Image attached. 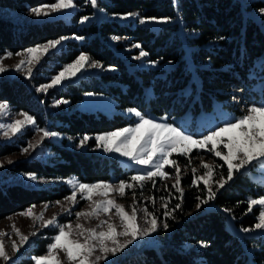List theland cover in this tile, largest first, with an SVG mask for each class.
I'll return each instance as SVG.
<instances>
[{"label": "trees", "instance_id": "1", "mask_svg": "<svg viewBox=\"0 0 264 264\" xmlns=\"http://www.w3.org/2000/svg\"><path fill=\"white\" fill-rule=\"evenodd\" d=\"M54 1L0 0V10L23 12ZM76 4L90 8L77 11L70 21L57 18L20 23L0 14V53L19 52L60 37L84 38L82 42L76 38L67 40L61 50L47 55L27 81L0 80V101L8 102L15 111L34 116L39 125L50 121L48 125L54 130L77 140L86 134L95 135L135 123L134 115L122 112L128 108L174 118L211 110L214 101L223 103L229 96H240L248 103L256 100L254 85L264 74V13L259 11L264 8V0H178L176 6L171 0H98V6L109 14L136 12L140 17L180 19L158 31L115 19L81 24V18L91 14L93 6L88 0H76ZM179 29L184 31L183 35L175 32ZM113 36L124 40L112 45L109 40ZM134 44H140L148 53L145 62L157 61V66L138 67V60H130L140 52L135 47L127 49ZM81 52L87 53L91 60L100 61L102 69L114 70L69 81L46 93L36 90L50 82ZM148 88H152L150 96L146 93ZM87 92L113 96L117 111L108 115L76 108ZM56 100L68 102L52 108ZM53 148L56 153L49 160L23 159L7 171L33 172L50 179L77 175L85 182L107 180L126 172L114 157L57 145ZM16 149L13 143H0V157ZM5 177L0 180V219L32 204L55 201L70 194L63 182L36 188L5 182ZM256 185L247 173L236 172L216 192L211 200L215 207L210 209L197 210V198L186 194L181 208L165 217L169 227L161 229L159 248H144L137 256L125 257L116 264H250L247 247L253 248V260L264 264V235L246 234L245 245L227 228L222 210L230 209L238 225L254 226L259 207L251 212L247 208L248 194L262 193L255 192ZM47 230L49 235L39 240L33 254L45 253L47 245L53 242L58 230ZM30 262L29 259L25 264Z\"/></svg>", "mask_w": 264, "mask_h": 264}, {"label": "snow or ice", "instance_id": "2", "mask_svg": "<svg viewBox=\"0 0 264 264\" xmlns=\"http://www.w3.org/2000/svg\"><path fill=\"white\" fill-rule=\"evenodd\" d=\"M88 2L94 7H98V0H88ZM77 5L75 0H55L54 3L40 5L38 7L31 8L30 11L36 16H47L51 13L60 12L62 10L73 9ZM261 13H264V8L259 9ZM120 18H139L141 24L153 21V22H168L170 17H140L139 13L128 12L125 14H114ZM90 19L89 16H83L81 22H86ZM68 37H60L59 39L49 40L45 44H38L34 47L27 48L21 52L15 53V55L22 57L19 62L14 65L15 71L19 72L24 70L25 76L31 78L32 66L35 63H39L43 55L47 54L50 49L56 48L62 41L67 40ZM78 40H83V37H76ZM113 40H119L121 37L113 36ZM133 47L139 48V56L136 59H140L148 55L140 44H134ZM12 52H6L4 57H0V73L8 71V68L2 63L4 58H11ZM150 63H157V61H151ZM86 67L102 68L103 65L100 61L90 60L87 53L81 52L71 63L62 67L57 75L51 78L48 84L40 85L37 91L46 92L49 88L61 84L63 81L71 79L77 76ZM90 95V94H89ZM66 100H56L55 104L67 103ZM126 111L130 114H134L139 118L138 122L134 126L119 128L114 131L97 134L95 140L98 142L97 147H102L106 152L118 153L123 157L128 158L135 164L143 166L142 171H138L130 178V181L120 180L118 184L114 185L109 181H97L95 183H81L76 182L70 196L65 197L66 200L75 204L77 193L81 194L82 199L91 201V209L88 211L82 210L75 213L77 220L81 217L85 219L99 218L101 212L108 213L112 208L116 209V214L120 218L121 230L118 231L117 225L110 223L109 220H100L99 224L93 228H85L83 224L77 223L76 236L83 237V240L79 238H73V226L71 223L58 224L55 216L48 220H43V213L38 216L33 212L35 205L30 206L21 215L31 216L34 219L43 221V226H54L58 228V233L52 237V243L47 245V253L34 257L35 264H61L59 259V251H63L66 254V258L69 264H100V261H107L109 254L116 255L122 252L128 245L132 244L138 237L148 236L151 233L156 232L161 226L166 230L169 225L166 220L159 222V218L153 212H149L147 207L143 209L145 213V223L147 226L141 227L137 221V201L135 199V192H133V203L131 205V213L125 211L124 206L117 204L113 199H104L100 201L93 200L94 190H99V194L107 197L110 191L117 192L121 197L126 195V189H134L139 187L143 189L144 183L152 181L153 187H156V178L167 179L170 177V173L164 170L165 166H171L174 168L175 182L172 184L180 196L183 197V189L180 187L181 183V169L176 160L170 159L173 153H179L184 156L190 157V153L193 149H207L208 152L213 153L215 157H219L227 165L226 177L221 175L220 179L215 183L218 186L217 190L224 188L225 185L233 179L234 173L239 172L246 166L251 165L253 162L264 161V104H251L247 107L246 111L239 117H236L233 121H226L222 126H217L214 129L207 132L206 135L195 137L187 134L186 131H182L174 124L161 123L155 119H152L143 114L137 108H128ZM9 112V105L6 101H0V117L6 115ZM19 116L23 119H14L9 123L0 122V130L4 137H12L21 133L23 129L28 125H36V119L34 116L27 112H20ZM42 133L41 141L46 137H57L60 133L49 131L46 128L36 129ZM225 137L227 139L225 140ZM71 139V138H70ZM91 139L89 135H84L79 145L83 146L86 141ZM41 141L36 143L29 142L27 147L21 149L22 153L27 154L30 149H35ZM209 144L211 147H209ZM223 145L226 152L220 151L219 146ZM8 163H12L8 160ZM201 167L205 169L203 175H197V169L193 167L191 169L193 179L191 184L198 186V182L202 181L207 188V199L197 197L199 203L197 208L201 204H205L208 200H213L216 197V192L213 191L210 181H212L214 166L207 164L201 159ZM188 164L191 165V159L189 158ZM0 167H3V162H0ZM219 167H223L220 165ZM32 180L38 179L34 173L28 174ZM69 184H73V181L69 180ZM168 186L165 185V188ZM154 204V198H148ZM163 202L162 206L165 208L163 213L164 217L172 216V213L176 209L181 208V203H177L171 210H168V204L164 197L160 198ZM60 204V201L56 202ZM259 205V215L257 217V223L253 228H243L242 231L247 233L254 229L264 230V196L258 198H250L248 200L247 211L251 212L253 206ZM48 205H45V210ZM225 212H230V209H224ZM174 218V217H173ZM107 226L106 229L104 226ZM17 235L20 236L21 244L28 241L29 237L20 233V230L12 226ZM67 229V231H66ZM101 229V230H97ZM35 234V233H33ZM6 235V233L0 231V237ZM120 237L125 239L121 240ZM203 244V242H201ZM12 247L15 252H19L20 245H17L15 241L12 242ZM99 251V255L95 253ZM0 258L4 261L11 260L5 250V245L0 240Z\"/></svg>", "mask_w": 264, "mask_h": 264}, {"label": "rangeland", "instance_id": "3", "mask_svg": "<svg viewBox=\"0 0 264 264\" xmlns=\"http://www.w3.org/2000/svg\"><path fill=\"white\" fill-rule=\"evenodd\" d=\"M171 2L174 6H176L178 3V0H171ZM75 3H76V0H75ZM46 4H51V2L39 4L35 7H38L40 5H46ZM88 8L83 7L81 5H77L73 9L62 10L60 12L51 13L50 15H47V16L41 15L39 17L31 13L30 11L31 8L23 12H16V11H12L9 9H2L0 10V14H3L7 16L8 18H11L15 20L16 22H20V23L22 22H42V21L57 19V18H62L65 21H70L71 16L74 13H76L77 11L83 12L82 10H87ZM91 10H92L91 14L83 15V16H89L90 19L83 23L80 21L81 24H87L92 20H95L96 22H100L101 20H105V19H108V20L115 19L122 23L133 22V25L139 23L142 26H145V27L147 26L149 28H152L158 31L160 30V28L164 26H168L170 24H173L174 22H180V19L176 17V18H171L168 22H164V23L148 21V22L141 24L139 22V18H127V19L120 18L114 14L107 13L104 9H102L99 6L96 8L92 7ZM175 32L181 35L184 34V31H182L181 29ZM75 38L76 37L74 36H69L67 40H71ZM67 40L62 41L61 44L58 45L56 48L50 49L47 54L42 56L39 63H35L32 66L33 70H32L31 77L35 74L37 67L40 66L44 58L47 55L51 54L52 52L61 50L64 46H66ZM123 40H124L123 37H121V39L119 40H113L111 37L109 42L112 45H114L116 42L118 41L122 42ZM82 41L83 40H80V42ZM133 48H134L133 45L127 47L128 50L133 49ZM6 52H11V51H6ZM5 53H0V57H4ZM12 53H13V56L11 58H4L2 60V63L8 68V71L4 73H0V80L17 79V80L27 81L30 78H27L25 76L23 69L19 72L15 71L14 69V65H16L22 57L15 55V53L17 52H12ZM138 56L139 54L133 55L130 58V60H138L137 61L138 67H146L150 65L157 66V63L153 64L150 62L149 63L145 62L144 58L146 56L140 59H136V57ZM107 70H114V69L113 68H103L102 69V68L86 67L84 70L78 73L77 76L72 77L71 79L65 80L61 84L56 85L52 88L62 87L69 81H75L81 77H87L90 75H99L101 71H107ZM48 83H45V84H48ZM52 88H49V89H52ZM254 89L257 91V95H256V100L253 101L252 103L243 101V98L240 96H229L225 98L223 103L228 104V106L230 107L224 105L220 101H214L213 108L211 110L203 111L197 115L186 114L184 116L169 118V116L167 115H157L150 111H148L145 115L161 123L166 122L169 124H174L176 127L180 128L182 131H186L187 134L193 135L195 137H199L201 135H206L208 131L214 129L217 126H222V124L226 121H233L236 117H239L240 115H242L244 111H246L249 104L250 105L251 104H257V105L264 104V74H262L259 81L255 83ZM146 93H147V96H150L152 94V88H148L146 90ZM8 105H9V112L6 115L0 117V122L9 123L14 119H23V117L18 115L22 111H15L13 110V108L11 107L9 103ZM58 106L59 105H56L54 101V106L52 108H57ZM75 107L78 109H82V110L102 111L108 115H111L117 111V101L111 95L87 92L85 93L83 98L76 104ZM234 107L238 109L236 110ZM122 112L127 115H134V114L128 113L126 110H123ZM135 118H136L135 123H137L139 118L137 117ZM47 122L49 123L50 121H47ZM48 123L46 125H39L36 122L35 126L28 125L23 129L21 133H18L17 135L12 136V137H4L2 135L3 130H0V143H13L18 148L15 150V152L0 157V162H3V167H0V180L6 176L4 179L5 182H11V183L17 182V183H21L26 186L36 187V188L38 187L49 188L55 184H59L63 182L64 184H66L67 187H69L70 194H71V192L73 191L74 185L77 181L81 183H95L97 181H109V182H112L114 185H116L119 183L120 180L130 181V178L133 175H135L138 171L143 170V166L135 164L133 161L129 160L128 158L123 157L120 154L115 153V152H112V153L106 152L102 147H97L98 142L95 140V136L97 134L95 135L87 134L91 137V139L86 141L83 146H80L79 141L83 136L75 140L72 137L66 136L54 130L51 126L48 125ZM135 123H131L124 127H128L130 125L134 126ZM37 127L46 128L49 131L60 133V135L57 137H46L41 141L42 133L36 130ZM124 127H121V128H124ZM107 132H110V131H107ZM101 133H105V132H101ZM101 133H98V134H101ZM226 139L227 137H225V140ZM37 141H41V142L38 144V146L35 149H30L27 154L22 153L21 149L24 147H27L29 142L36 143ZM54 145H57L59 147H64V148H70V149H80V150L92 151V152H95L103 156L117 158L120 165L122 166L124 170H126V172H124V175L122 173L119 175H113L110 179H107V180H95V181L85 182V181L80 180L77 175H70V176H67L66 178L50 179V178L39 176L34 173L38 179L32 180L29 178L28 174L33 173V172H8L7 171L9 167L13 166L16 162L23 160V159H30V158L35 157L43 161L49 160L56 153V151H54V148H53ZM209 147H211L210 144H209ZM218 150L223 151V152L227 151V149H225L223 145H220ZM189 158L191 159V165L188 164ZM170 159L176 160L181 169L180 187L183 189L182 199H178V197L180 196V193H178L174 188L171 187L172 184L175 182L174 168L166 165L164 170L170 173V177L167 179L156 178L155 180L156 187L152 186L153 184L152 181H147L144 183L143 189L139 187H136L134 189H126L125 190L126 195L123 197H121L117 192H113V191H110L108 196L104 197L99 194V190H94L93 197H92L93 200L100 201L104 199H113L115 200L117 204L123 205L125 211L131 213V210H132L131 205L133 203V192H135L136 194L135 199L137 201V205H136L137 221L141 227H145L147 226L145 223V219H144L145 213L143 212V209L145 207H147L149 212L155 213V215L159 218L158 223L166 219L163 216L165 208L162 206L163 202L160 199L161 197H164L165 200L167 201L168 209L173 208V206L176 205L177 203H181L182 205L186 194H190L194 198L200 197L203 199H207V188L203 184L202 181L198 182V186H193L191 184V181L194 178L192 171H191L193 167L197 169V175H203L205 172V169L201 167V163H200L201 159H203L205 163L214 166L212 181H210L213 191L215 192L218 191L217 190L218 186L216 185L215 181L220 179L221 175L225 177L227 175V171H226L227 165L224 164V161L219 157H215L214 154L208 152L207 149H199V150L193 149V151L190 153V157L181 155L179 153H173ZM8 160H11L12 163H8ZM220 165H223V167H219ZM239 172L247 173L249 177L253 181L256 182L257 185L254 186L255 192L257 193L259 191L262 192V193H258V195H255L254 193L251 192L248 194V199L258 198L259 196H264V161L253 162L251 165L246 166L244 169H242ZM69 180L73 181V184H69L68 183ZM165 185H167L168 187L165 188ZM70 194H68L67 196H70ZM148 198H154V201H155L154 204ZM57 201H60L61 203L57 204L56 203ZM76 201L77 202L75 204H72L71 201L66 200L64 197L62 199H58L55 201L35 203V204H32V205H35V207L33 208V212L37 216L40 213H43V220H48L52 218L53 216H55L58 224L63 225V224L71 223L73 226V238H79L81 240H83V237L76 236L77 230L75 226L77 223L83 224L85 228H93V227H96L97 224H99L100 220L107 219L109 220L110 223H114L117 225L118 231L121 230L120 218L116 214L115 208H112L108 213L101 212L99 214L98 219L97 218L85 219L81 217L78 221L77 217L75 216V213L82 211V210H85V211L90 210L91 201L82 199L81 194L79 192L77 193ZM198 203H199V200L197 199L196 205ZM45 205H48L46 210H45ZM29 207H27L26 209H28ZM214 207L215 205L212 203V201L208 200L207 203L201 204V206L197 210H201L202 208L210 209ZM255 207H259L260 209L259 205L253 206V208ZM26 209L12 213L8 215L7 217L0 219V231L6 233V235L0 237V240L3 241L5 245V250L7 251L8 255L11 257V260L7 262L4 261L2 258H0V264H25L29 259L31 260L29 264H35L34 259H33L34 257L45 255L47 253V251L40 255L32 253L39 246L41 242L39 240L44 239L49 235V232L47 229L58 230V228L54 226L44 227L42 220L34 219L31 216L21 215V213L25 212ZM222 210L226 214L227 228L231 232L237 234L242 239L245 245H246V240L244 239V237L246 234L254 233V234L264 235V230H261V229H254L253 231H250L247 233L243 232L242 229L244 227L236 223L235 217L233 216V214L231 212H225L224 209ZM13 225H15V227L20 230V233L29 237L27 242L21 244L20 236L17 235L16 232L14 231L12 227ZM104 227L106 229L107 226L105 225ZM248 228H253V226L248 227ZM161 229H164V228L161 226L156 232L151 233L148 236L138 237L135 241H133L132 244L128 245V247L125 248L122 252L117 253L114 256L109 254L108 260L107 261L102 260L100 261V264H116L121 259H124L125 257L137 256L138 254H140L141 250H143L144 248H149V247L159 248L160 243H161V236H162ZM97 230L99 231L101 229H97ZM120 239L123 240L125 238L120 237ZM13 241H15L17 245H20L19 252H15L13 250V247H12ZM246 250L249 256L250 264H259L253 260V248L247 247ZM95 254L99 255L100 253L97 250ZM59 259L61 261V264H69L66 258V254L63 251H59Z\"/></svg>", "mask_w": 264, "mask_h": 264}]
</instances>
